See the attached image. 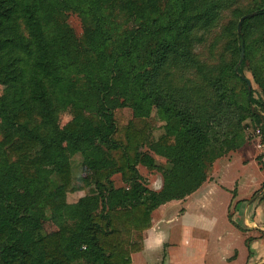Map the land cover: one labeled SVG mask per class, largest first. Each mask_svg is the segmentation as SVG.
I'll return each instance as SVG.
<instances>
[{"label":"trees","instance_id":"16d2710c","mask_svg":"<svg viewBox=\"0 0 264 264\" xmlns=\"http://www.w3.org/2000/svg\"><path fill=\"white\" fill-rule=\"evenodd\" d=\"M238 2L0 0V82L13 87L8 106L0 96V264H131L153 212L197 190L223 147L243 144L248 118L264 136V0ZM253 11L239 32L240 17ZM69 12L81 17V36ZM216 28L226 48L209 62L199 48ZM247 64L261 100L248 88ZM66 106L72 118L58 157L48 130L33 128L56 124ZM153 111L164 132L149 142ZM146 143L169 164H158ZM77 154L94 189L68 202ZM139 164L162 173L159 189L143 182ZM46 166L53 174L42 177ZM117 173L125 186H115ZM104 192L111 206L96 212ZM47 219L58 228L47 232ZM95 251L102 259L87 262Z\"/></svg>","mask_w":264,"mask_h":264},{"label":"rangeland","instance_id":"374dc122","mask_svg":"<svg viewBox=\"0 0 264 264\" xmlns=\"http://www.w3.org/2000/svg\"><path fill=\"white\" fill-rule=\"evenodd\" d=\"M252 0H239L240 7H248ZM231 15L226 12L223 23ZM68 22L75 30L76 35L83 33V22L75 12H69ZM220 28H216L207 37L199 50L202 58L209 62H217L221 53L225 51L226 39L219 40ZM241 45V53H242ZM88 59H92L90 50H84ZM245 55L243 49V56ZM242 56V57H243ZM244 74L251 80L254 97L261 100V89L254 81L250 65L244 67ZM13 87L0 82V96L4 104L9 105ZM120 122L125 123L131 116L129 107L118 112ZM72 118L71 106L64 107L59 114L56 124L44 122L36 125L33 131L48 130L47 139L51 143L53 152L58 157H65L63 146L66 145L64 126ZM4 119L0 111V127ZM164 121L152 113L150 119L151 130L149 142L156 141L164 132ZM245 141L241 146L230 142L223 147V154L216 159L208 171L207 182L211 185L210 192L195 190L191 197L173 199L152 214V225L144 231L142 244L146 242L149 248L138 251L135 257L137 264H245L250 257V239L254 234L252 244L257 248V253L252 256L261 258L264 251V230L246 229L241 227L242 218L238 212L243 201H255L256 218L264 221V136L261 124L248 118L246 120ZM20 130H25L20 127ZM3 131L0 128V143ZM143 150L150 152L160 165H168L169 160L156 154L146 143ZM138 169L143 176V182L150 188L159 189L162 186L163 176L157 169H150L142 164ZM42 177L53 174L50 166L38 169ZM91 171L83 164L81 154L72 158L70 168L71 184L67 190V201L75 202L80 197L87 195L94 189ZM116 187L125 186L122 175L117 173L112 176ZM214 184V185H213ZM70 187H74L72 190ZM261 197V198H260ZM111 195L104 192L97 204L96 212L111 206ZM246 198V199H244ZM45 230H56L57 225L50 219L44 221ZM135 253V252H134ZM102 252L95 251L88 255L89 263L102 259ZM138 260V261H137Z\"/></svg>","mask_w":264,"mask_h":264},{"label":"crops","instance_id":"0c3cea01","mask_svg":"<svg viewBox=\"0 0 264 264\" xmlns=\"http://www.w3.org/2000/svg\"><path fill=\"white\" fill-rule=\"evenodd\" d=\"M201 189L203 192H206V191L210 192L209 190H211V185H209L207 180H205L203 182V184L197 190H201ZM189 196L191 197V195H188L187 197H189ZM244 199H246V198H244ZM240 207L241 208L238 210V212H239V214L242 218V221H243V224L241 227L246 228V229H251V230H254V229H259L261 231L264 230V221L262 219L256 218L255 201H252V199L250 201H243V202H241ZM250 237H251V239H250V247H251L250 253H251V255H249L250 257H247L245 264H264V251H263V254L261 255V258H259V259H257L255 255L252 256V252H255V251H256V253L258 252L257 248H255L254 245L252 244V241L254 239H256L254 237H257V236H254V234H251ZM149 246H150V244L148 245V243L144 242L143 248L140 251L148 249ZM139 252H135L132 254V263L131 264H137L138 263L135 261V257H136V255H138Z\"/></svg>","mask_w":264,"mask_h":264},{"label":"water","instance_id":"95a60500","mask_svg":"<svg viewBox=\"0 0 264 264\" xmlns=\"http://www.w3.org/2000/svg\"><path fill=\"white\" fill-rule=\"evenodd\" d=\"M257 13V11H253V12H250V13H246L244 14L242 17H240L239 19V22H238V31L240 32L241 31V27H242V23H243V20L247 17V16H253ZM243 49L244 47L242 46V53L241 55L243 56ZM246 81H247V84H248V88L249 90L251 89V80L249 78L246 77Z\"/></svg>","mask_w":264,"mask_h":264}]
</instances>
